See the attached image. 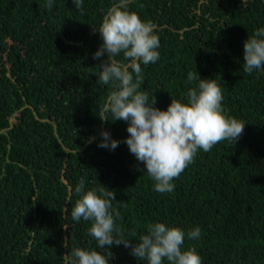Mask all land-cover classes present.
Listing matches in <instances>:
<instances>
[{
  "label": "trees",
  "instance_id": "16d2710c",
  "mask_svg": "<svg viewBox=\"0 0 264 264\" xmlns=\"http://www.w3.org/2000/svg\"><path fill=\"white\" fill-rule=\"evenodd\" d=\"M114 2L83 0L81 15L72 0L50 10L47 0H0V264H66L72 247L96 248L91 221L71 216L81 177L85 191L102 183L115 192L125 238L156 222L198 226L200 237L186 235L182 247L196 248L202 264H264V72L243 70L264 0H130L160 40L158 61L141 64L149 101L162 110L186 102L193 72L215 78L225 113L245 121L237 142L198 149L163 194L124 143L128 123L99 117L111 85L97 81L93 26ZM103 130L120 141L115 150L98 147ZM111 251L109 264H147L123 244Z\"/></svg>",
  "mask_w": 264,
  "mask_h": 264
},
{
  "label": "clouds",
  "instance_id": "9594fccd",
  "mask_svg": "<svg viewBox=\"0 0 264 264\" xmlns=\"http://www.w3.org/2000/svg\"><path fill=\"white\" fill-rule=\"evenodd\" d=\"M81 15L83 0H72ZM130 0H115L107 10L98 30L102 43L93 54L100 60L96 73L98 83L111 85V90L102 105L101 121L122 120L128 123L127 144L130 153L144 165V171L155 182L158 193H171L174 179L193 162L198 149L212 150L221 141L235 143L244 131L245 121L228 116L222 105L223 92L215 78L202 79L196 73H188V81H198L184 98L171 99L164 110L155 106V96L141 91L144 74L141 64L147 66L158 61L159 36L150 21L142 20L135 11H130ZM53 0H47L50 10ZM106 54V59H101ZM122 56V59L120 58ZM243 70L264 72V28L258 29L244 42ZM131 69V71L129 70ZM171 95V94H170ZM110 114L111 118L108 117ZM98 147L115 150L120 141L103 130ZM91 142V139L89 140ZM85 178L81 177L75 187L79 198L71 216L76 222L91 221L89 235L96 241V248L72 247L66 264H109L113 245L130 249V254L147 264H202L196 248L184 249L187 238L198 239L201 229L197 226L187 233L178 226H166L156 222L147 226V233L136 236L138 243L125 238L116 224L119 212L112 201L115 192L101 186L85 191ZM67 241L65 246L68 247ZM107 246V248L105 247Z\"/></svg>",
  "mask_w": 264,
  "mask_h": 264
}]
</instances>
